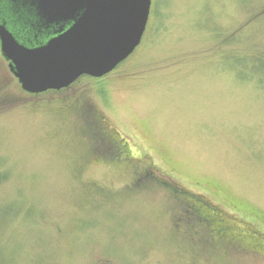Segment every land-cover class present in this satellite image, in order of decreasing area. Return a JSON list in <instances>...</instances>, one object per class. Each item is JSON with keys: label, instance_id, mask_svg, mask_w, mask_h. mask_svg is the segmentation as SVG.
Segmentation results:
<instances>
[{"label": "rangeland", "instance_id": "rangeland-1", "mask_svg": "<svg viewBox=\"0 0 264 264\" xmlns=\"http://www.w3.org/2000/svg\"><path fill=\"white\" fill-rule=\"evenodd\" d=\"M263 61L264 0H152L135 51L63 91H24L0 49V264H264L179 219L193 194L264 236Z\"/></svg>", "mask_w": 264, "mask_h": 264}, {"label": "water", "instance_id": "water-1", "mask_svg": "<svg viewBox=\"0 0 264 264\" xmlns=\"http://www.w3.org/2000/svg\"><path fill=\"white\" fill-rule=\"evenodd\" d=\"M151 6L152 0H0L1 54L30 94L103 77L140 45Z\"/></svg>", "mask_w": 264, "mask_h": 264}, {"label": "trees", "instance_id": "trees-1", "mask_svg": "<svg viewBox=\"0 0 264 264\" xmlns=\"http://www.w3.org/2000/svg\"><path fill=\"white\" fill-rule=\"evenodd\" d=\"M255 62L258 63L256 58L254 60V64H255ZM263 63H264V61H263ZM257 66L260 67L259 70L262 71V60L261 59H259V63ZM257 66L255 67V69H258ZM88 77H91V76H88ZM92 78H94V77H92ZM91 123H92V121L90 122V127H92V128L90 129L89 134H88V130H86V129L83 130V133H87L88 136L92 137L91 143L93 142L94 138H96V139L102 138L104 141L107 142L108 136H95L97 131L94 129V127H93L94 125H92ZM83 128L84 127L82 126V129ZM110 137L112 140L113 137L112 136H110ZM94 152H96L95 149H94ZM160 182L162 185L164 184V182L163 183H162V181H160ZM143 186H144V188L147 187V185H143ZM163 186H166V184ZM148 187H150V185H148ZM168 188L171 191V193L174 195L176 192L175 189H173L170 186H168ZM189 195H191V196L184 197L183 199H180L179 205L181 206V204H182V206H181L182 207V213H183L182 215L184 217L185 216L187 217L188 223H193L191 226L192 227L195 226L194 230H198L199 232L207 233V236L209 238L212 237V241L215 240L216 245L220 248H223L224 244L226 243V242H224V240H226V238H228V236H229L230 239H229L228 244H226V245H229L230 248H234L236 250L244 249V247H242L241 244L237 243L238 239L233 238V237H235V234L240 232L242 227H246L243 225L241 226V224H240L241 220L240 219L231 217L232 215L230 216V214L223 212V210H221L220 208H218L217 206H215L212 203L210 204V202H208V200L203 199L201 196H194L193 194H189ZM191 200L192 201L195 200V202L197 204H194V202H192ZM242 223L244 224V221H242ZM247 228H248V226H247ZM216 234L218 237L214 238L213 236ZM232 235H233V237H232ZM259 235H261L260 231H258V235L256 233H254L253 237L259 238ZM262 238L264 239V236ZM262 238H259L257 240L262 241ZM0 239H1V237H0ZM206 240H207V237H206ZM1 241H3V238ZM260 245H261L260 247L262 250L264 243H261ZM11 256H12V252H11ZM11 256H9L8 253H5V247L4 246H0V261L10 260Z\"/></svg>", "mask_w": 264, "mask_h": 264}, {"label": "flooded vegetation", "instance_id": "flooded-vegetation-1", "mask_svg": "<svg viewBox=\"0 0 264 264\" xmlns=\"http://www.w3.org/2000/svg\"><path fill=\"white\" fill-rule=\"evenodd\" d=\"M18 7H19V9H21L20 6H18ZM150 14H151V11H150ZM68 88H65V89H68ZM65 89H61V90H58V91H63ZM51 91H54V90H51ZM39 94H41V93H39ZM93 107H94L93 110H90V108H89L90 111H88L85 108V105H82V104L81 105H77V107H75V106L73 107L75 109V111H73L72 113L73 114L74 113L77 114L84 121L83 122V124H84L83 130L91 129L92 127H90V122L92 121L93 124H94V126H93L94 129L97 131L95 136H108L107 142L104 141L102 138H99V139L98 138L97 139L94 138V140H95L94 141L95 149L100 148L99 149L100 150L99 153H101V151H102L103 156H104L103 158H105L106 160L113 161L112 157H114L117 160L119 158V155H120L119 153H121L123 151L126 152V147L124 146V144H121L120 142H117V135L112 130H110L108 125L104 124V113H102L99 108H98L99 110L96 109L97 108L96 106L93 105ZM91 111H92V113L89 114L88 112H91ZM90 118H92V119L90 120ZM110 136L113 137L112 140H111ZM123 157L128 158L129 160L133 159L131 156L128 155V153H126L125 155H122V158ZM192 202H194V204H197L195 202V200L192 201ZM255 216H257L259 219H261L260 215L257 214ZM181 217H183V218L182 219L179 218L180 220L184 221L185 223H188L187 222L188 220H187L186 216L184 217L182 215ZM253 217H254V215H253ZM247 225H250V224H247ZM201 233H203V232H201ZM254 233H256L258 235V232H255L252 228H249V229L247 228L246 229V228L242 227L240 232L235 234V237H233V235H232V237L233 238H237L238 239L237 243L241 244L242 247H244V249H242V250L240 249L238 251H240L242 253H245V252L246 253H261L262 255H264V245H263L262 250H261V247H260L261 246L260 244L264 243V239L262 238L263 233L261 232L262 236L259 235V238H262V241L261 240H257L259 238L253 237ZM198 234H199V231L198 230H194V236H195L196 239H197ZM213 237L216 238L218 236L216 234ZM229 239L230 238L228 236V238H226V240H224V242H226V243L223 246L224 250H227L226 251L227 255L229 254L231 249L235 250L233 248H230L229 245H226V244H228Z\"/></svg>", "mask_w": 264, "mask_h": 264}]
</instances>
